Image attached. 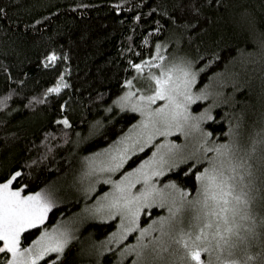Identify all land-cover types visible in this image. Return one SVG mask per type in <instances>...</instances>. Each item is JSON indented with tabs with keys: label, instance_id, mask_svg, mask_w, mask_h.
Here are the masks:
<instances>
[{
	"label": "trees",
	"instance_id": "obj_1",
	"mask_svg": "<svg viewBox=\"0 0 264 264\" xmlns=\"http://www.w3.org/2000/svg\"><path fill=\"white\" fill-rule=\"evenodd\" d=\"M0 9V183L20 172L11 187L22 188L21 194L50 186L61 191L43 224L21 234L20 248L105 193L107 187L100 185L91 196L78 195L66 184L83 158L139 121L136 111L118 109L114 100L133 78V65L156 53L195 74L189 86L198 95L193 110L207 109L208 115L199 125L205 157L176 161L163 171L160 184H175L194 199L196 175L209 167L219 145L230 143L237 125L245 129V147L264 130V0H0ZM50 55L57 57L54 63L48 62ZM61 76V91L48 93ZM208 85L214 94L201 99ZM150 149L131 155L121 171L136 167ZM254 173L260 192L254 193L251 213L260 239L247 253L253 257L250 264H260L264 170L257 167ZM164 212L158 205L142 209L132 226L136 230L126 229L109 249L106 241L121 218L83 220L76 238L66 244L73 248L67 264H133L135 256L124 255V249L135 243L140 229L151 231ZM248 222L253 223L241 221L244 227ZM69 249L50 252L37 264H62ZM237 255L246 259L242 252ZM201 257L206 261L209 254Z\"/></svg>",
	"mask_w": 264,
	"mask_h": 264
},
{
	"label": "snow or ice",
	"instance_id": "obj_2",
	"mask_svg": "<svg viewBox=\"0 0 264 264\" xmlns=\"http://www.w3.org/2000/svg\"><path fill=\"white\" fill-rule=\"evenodd\" d=\"M2 11L0 9V12ZM156 59L162 60L163 57L152 58L153 61ZM47 60L54 63L57 57L50 55ZM47 66L48 64H45V67ZM145 66L161 69L158 73L146 77L150 81L148 91L152 94L136 95L134 92H127L117 103L127 106L135 96L144 108L132 103L131 110L140 111L146 119L141 121L139 126L133 125V129L139 127V131L134 134L135 139L129 135L118 141L116 148L105 149L103 154L105 159L98 165L93 158L90 161L92 171L101 173L119 171L131 159L129 153L135 154L134 149L138 145L139 151L143 152L154 136L170 135L173 127L181 129V121H187L186 105L178 102L176 97L182 95L185 101L191 102L192 98L188 95L187 89L194 82L195 74L189 71L188 66L177 64L165 67L144 61L143 64L133 65L138 73H143ZM62 81L61 76L60 82L49 88L48 93H59ZM63 86L67 87L66 84ZM126 86L131 87L132 81H128ZM157 100L167 103L152 109L150 106ZM63 123L68 126L67 120ZM140 137H146L143 144L140 143ZM128 141H131V144L127 143ZM215 151L216 159L210 161L209 167L196 175L197 196L191 199L187 198V193H181L182 203L175 210L170 208L168 217H160L153 221L152 231L158 235L140 244L138 248L131 249L137 256L135 264H248L253 260V257L248 255L247 248L260 239L255 231L251 205L256 199L254 193L260 192L255 186L254 169L258 167L264 170V130L257 133V137L246 147L233 141L219 145ZM169 152L172 153V150L169 149ZM176 154L172 153V156ZM100 155L101 153L96 154ZM156 156L157 153L154 152L152 158L142 162L132 172H128L123 177L124 183L105 181L113 183L115 192L107 204H102L96 211L104 208L110 211L114 209L116 213L125 217L128 222L127 231L132 232L136 230L132 226L137 225L142 209L151 208L157 203L164 207L170 199L175 203L170 193L156 189L152 183V177L162 175L161 167L167 163L164 156L159 160H156ZM20 175V172H16L6 182L0 183V241L3 242L0 253L11 254V259H8L6 264H37L45 252L63 251L67 242L66 234L61 232L57 236H52L43 233L33 241L32 247L20 248L21 234L43 224L52 207L48 193L21 195L22 188L13 190L11 186ZM134 175L137 176L136 183H141V178L143 183L142 190H138L135 195L130 191L135 184L129 179ZM165 187L175 188L176 185ZM105 199H108V194H105ZM241 221L253 223L244 227ZM260 223L264 226V220ZM148 231L140 229V239L147 236ZM241 245L244 247L241 248ZM261 246L264 248V242ZM202 252L209 254L206 261L202 260ZM238 252H242L246 259H241L237 255ZM260 264H264V258L260 259Z\"/></svg>",
	"mask_w": 264,
	"mask_h": 264
},
{
	"label": "rangeland",
	"instance_id": "obj_3",
	"mask_svg": "<svg viewBox=\"0 0 264 264\" xmlns=\"http://www.w3.org/2000/svg\"><path fill=\"white\" fill-rule=\"evenodd\" d=\"M162 57L161 55H157L154 54L153 57ZM152 57V58H153ZM151 59H147L145 61H151L154 64H161L165 67H171L174 64H177L176 61H173V59L170 58H166V60L163 61V59H156V60H152ZM163 61V62H162ZM144 62V61H143ZM143 62L139 63V64H143ZM180 65L181 64H177ZM161 69H157L155 67L153 68H149L147 66L144 67V71L143 73H138L135 70V74L133 76L132 79H129L128 81H132V86L131 87H127V82L124 85L123 91L121 92V94L119 95V97L117 99L114 100V105L118 108V109H126V110H131V105L132 103H136L138 104L139 107L144 108V105L141 104L139 101L136 100L135 96L132 98V100L128 103L127 106H122L121 103H117V101H119V98L124 96L127 92H134L136 93V95H150L152 94L150 91H148V85L150 83V81L148 79H146V77H148L149 75H151L152 73H158ZM229 81V80H228ZM154 87V85H153ZM190 87L187 89L188 95L191 96L192 100L191 102L185 101L184 97L181 96H177L176 99L178 102L185 104L187 111L185 113V115L188 117L187 121H181L182 124V128L181 129H177L175 127H173L171 134L170 135H166V136H160V135H156L153 137L152 141L150 144L146 145L144 150L147 149L148 147H152V149H150L149 151V155L143 159L141 161L144 162L146 160H149L150 158H152L153 153H157L156 156V160H159L161 156H164L165 160L167 161V163H164L161 167L162 172L167 169L170 165H175L177 164V162H180L182 160H197V159H201L205 157V152L207 151V148L205 147L204 142L200 141L201 138H203V133L201 132L199 125L204 122L208 117L207 115V109L201 110L200 112H195L194 109V104L193 101L195 97H197V94H194L191 92V90H189ZM183 91V89H181ZM214 91L212 89L211 85H208L207 87L204 88L203 92L201 94H199V96L201 95V99L205 98H209L211 96H213ZM194 95V96H193ZM167 103V101H161V100H157L155 104H152L150 107L152 109L157 108L158 106H161L163 104ZM145 111H147L145 109ZM138 113L139 116V121H137V123L135 125L139 126L140 122L146 119V116H142L140 111H136ZM195 112V113H194ZM193 125H195L196 127H193ZM139 131V127L137 129H133V126L123 135L119 136L113 143H111L108 147L100 150L97 153H101L100 156H96L97 153H94L93 155L87 156L86 158H83L81 160V165L79 167V169L76 171V173L71 177V180L68 182V184H66V187H70V189H75L78 195H83L85 196L86 194L90 195L94 189L96 188V190L98 189V187L100 185H103L105 187H107V190L105 191V193L103 194H99L93 202V205H87L85 207H82L81 211L78 213V215H76V217H74L73 219H68L66 221H62L59 224H57V226H52L48 229H42V232L38 235V237L36 239H34L33 241L37 240L43 233H48L52 236H57L59 235V233L63 232L66 234V243L64 244V247L67 249L70 248L67 252H66V257L62 260V264H67V258L69 257V255L71 254L73 248L71 249L70 245L66 246V244L68 243V241H71L73 239L76 238L77 232L80 228V225L82 224V221L85 219H101V220H109L110 218H113V216H116L117 218L120 217L121 218V224H119V226L117 227L116 231H115V235H112L108 238V240L106 241V249H109L110 247L114 246L124 235V233L126 232L125 230L127 229L126 225L128 224L127 220L125 219V217L121 214H118L115 212V210H108L107 208L102 209L101 211H96L97 208H100L102 204H107L108 200L111 199L112 194L115 192V189L113 187V183H106L105 181L110 180L112 182H121L124 183L123 177L128 173V172H132L134 169H136L137 167H139V164L136 165V167H134L132 170L130 171H124L122 172L121 169L115 173L112 172H99V171H92V168L90 167V161L94 158L95 163L98 165L100 163V161L105 159L104 151L105 149H114L118 146L117 142L121 141L122 138H125L129 135H132L133 138L135 139V132ZM245 133V129L243 127V125L240 124V126L238 127V125L235 127V130L231 133V140L230 143H232L233 141H235L236 143H238L239 145H242V136ZM175 138H179L180 141L179 143L176 144L173 143L172 141H175ZM144 139H146V137H140V143L143 144ZM177 141V140H176ZM127 143L131 144V141H128ZM120 147H123V145H119ZM46 148V146H45ZM177 148L179 149V152H177ZM169 149L172 150V153H177L175 156H172V153L169 152ZM135 153H139L141 151H139V145L134 149ZM129 155H133L132 152L129 153ZM170 156H172V158H169ZM180 157H182L180 159ZM217 157V154L215 155L214 159L215 160ZM210 160V158H209ZM177 161V162H176ZM176 162V163H175ZM160 176H153L152 177V183L154 184L155 188L160 190L163 189L165 192H168L171 194V196L174 198L175 203H173L172 199H170L163 208L164 215L163 217H168L170 215L169 213V209H173L175 210V208L177 206H179L182 201H181V192L177 187L175 188H171V187H165L166 185H172V183H164V184H160ZM130 181L132 183L135 184V187H132L130 189L131 194L135 195L138 193V190H142L143 188V183H142V178H141V183H136L137 180V176H132L129 178ZM59 188L50 186L42 191H39L41 193H48L50 195V199L52 201V206H54L56 203H58L59 198H60V193L61 191L58 190ZM15 190V189H13ZM37 193V192H36ZM35 193L31 194L34 195ZM105 194H108V199H105ZM21 195H25V194H21ZM27 195V194H26ZM29 195V194H28ZM91 196V195H90ZM156 205L159 206V203H157ZM254 205V203L252 204ZM251 205V211L254 209L252 208ZM158 220V219H157ZM251 224V222H248V224L245 227H248V225ZM152 227H154V225H151V231H148L147 236H145V240L140 239V235H138V237L136 238V241L133 245L127 246L124 249V255H128V254H132L133 256H135V259L133 260V264H135L136 260H137V256L135 255V253H133L131 251V249L133 247H139L140 244L147 242L148 240L154 238L155 236L158 235L157 232L152 231ZM140 232V231H139ZM152 232L151 235H149ZM150 236V237H149ZM143 238V239H144ZM33 241L32 243H30L27 247L25 248H29L32 247L33 245ZM0 246H3V242L0 241ZM24 249V248H21ZM64 250V248H63ZM35 251V250H34ZM50 252H45L44 255L48 254ZM7 254V255H6ZM207 254V253H206ZM2 255H6L4 258L2 257ZM43 255V256H44ZM0 259L2 261V264H6V261L8 259H11V254L10 253H0ZM248 264H250V261L248 262Z\"/></svg>",
	"mask_w": 264,
	"mask_h": 264
}]
</instances>
